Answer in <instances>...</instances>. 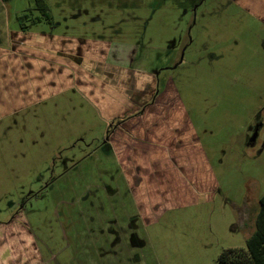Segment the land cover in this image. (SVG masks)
<instances>
[{"label": "rangeland", "instance_id": "1", "mask_svg": "<svg viewBox=\"0 0 264 264\" xmlns=\"http://www.w3.org/2000/svg\"><path fill=\"white\" fill-rule=\"evenodd\" d=\"M46 3L52 25L30 26L39 15L33 0H0V26L7 17L10 29L22 22L141 44L159 57L160 76L172 78L207 169L178 171L183 186L162 172L156 185H169L171 200L188 201L144 208L114 159L93 151L105 124L87 97L59 95L6 117L0 264H220L221 252L244 247L264 194V0ZM0 66L10 69L3 58ZM257 119L259 135L248 146Z\"/></svg>", "mask_w": 264, "mask_h": 264}, {"label": "crops", "instance_id": "2", "mask_svg": "<svg viewBox=\"0 0 264 264\" xmlns=\"http://www.w3.org/2000/svg\"><path fill=\"white\" fill-rule=\"evenodd\" d=\"M6 18L0 26V61L9 62L10 69L1 71L0 66V121L59 95L87 97L105 124L93 151L114 159L135 204L155 208L187 202L171 200L169 185H156L162 172L167 181L173 176L183 186L187 183L178 171L195 168L199 176L207 169L205 156L195 152L185 109L176 107L172 78L160 76L159 57L149 56L141 44L94 31L87 36L58 32L53 26L10 29ZM172 56L165 52L164 57ZM8 227L11 234L12 224Z\"/></svg>", "mask_w": 264, "mask_h": 264}, {"label": "trees", "instance_id": "3", "mask_svg": "<svg viewBox=\"0 0 264 264\" xmlns=\"http://www.w3.org/2000/svg\"><path fill=\"white\" fill-rule=\"evenodd\" d=\"M4 4L8 0H1ZM34 8L39 11V15L31 19V25L45 20L52 25V14L49 11L46 0H33ZM22 17H17L19 21ZM29 26L22 22L19 24L21 31H26ZM220 264H264V194L258 200V212L255 219V230L245 240V246L239 248H231L220 253L218 256Z\"/></svg>", "mask_w": 264, "mask_h": 264}, {"label": "flooded vegetation", "instance_id": "4", "mask_svg": "<svg viewBox=\"0 0 264 264\" xmlns=\"http://www.w3.org/2000/svg\"><path fill=\"white\" fill-rule=\"evenodd\" d=\"M158 90H159V85L157 86L155 95L158 93ZM260 127H261L260 119H257L256 121L253 122V124L249 128V132H248L249 134L247 135L246 145L253 146L255 144V140L259 135Z\"/></svg>", "mask_w": 264, "mask_h": 264}]
</instances>
